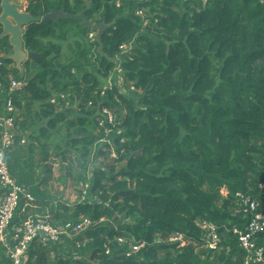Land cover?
I'll return each mask as SVG.
<instances>
[{"label":"trees","instance_id":"obj_1","mask_svg":"<svg viewBox=\"0 0 264 264\" xmlns=\"http://www.w3.org/2000/svg\"><path fill=\"white\" fill-rule=\"evenodd\" d=\"M90 2L85 15L107 25L101 46L82 20L34 22L22 40L36 58L20 72L0 38V115L10 97L18 124L6 162L35 198L15 223L35 214L59 225L91 221L58 245L33 243L24 264H246L233 229L251 215L244 198L259 202L253 213L264 205V0L24 5L43 16L78 14ZM9 75L22 83L12 92ZM55 158L57 180L82 185L83 199L45 198L44 162ZM203 222L217 226L218 248L205 246ZM175 232L183 246L167 239ZM255 243L264 246V233Z\"/></svg>","mask_w":264,"mask_h":264},{"label":"built area","instance_id":"obj_2","mask_svg":"<svg viewBox=\"0 0 264 264\" xmlns=\"http://www.w3.org/2000/svg\"><path fill=\"white\" fill-rule=\"evenodd\" d=\"M138 15H142L141 10L138 11ZM88 37L95 38V32L91 31ZM8 81L9 92L22 86V83L12 75L8 76ZM51 102H54L53 98ZM5 109L7 114L0 115V247L4 250V261L0 264H24L30 258V248L33 243L43 247L58 245L63 242V237L81 233L90 226L91 221L87 217H82L77 223L68 222L59 225L52 223L47 217L35 214L15 223L19 211L26 206H31L35 198L29 187L17 182L9 172L6 154L15 147L18 129L15 108L10 97L5 102ZM103 112L112 123L114 120L111 113L107 109ZM24 143L25 140L21 139V144ZM242 201L245 206L244 211L251 215L243 230L234 228L233 232L238 235L239 246L248 253L245 263L248 264L251 261L264 264V246L255 243V236L264 233V213L252 212L259 206L257 199L246 197ZM202 227L205 230V246L210 249L217 248L221 239L217 226L210 222H203ZM167 239L179 241L181 246L185 244L183 235L178 232L172 233ZM118 240L121 241V239ZM80 243L84 242H77V245ZM132 249L136 251L138 246H132Z\"/></svg>","mask_w":264,"mask_h":264},{"label":"water","instance_id":"obj_3","mask_svg":"<svg viewBox=\"0 0 264 264\" xmlns=\"http://www.w3.org/2000/svg\"><path fill=\"white\" fill-rule=\"evenodd\" d=\"M91 7L92 2L78 14H71L64 10H50L43 16H35L27 12L24 3L19 0H0V38L7 37L12 48L11 54H9L7 58L12 60L15 68L22 72L23 63L27 59L36 58V55L25 51L23 47L22 36L27 27L34 22L46 23L50 20H56L58 17L82 20L84 27L95 32V40L101 46L102 34L106 30L107 25L104 21L93 23L85 15V12L91 9Z\"/></svg>","mask_w":264,"mask_h":264},{"label":"rangeland","instance_id":"obj_4","mask_svg":"<svg viewBox=\"0 0 264 264\" xmlns=\"http://www.w3.org/2000/svg\"><path fill=\"white\" fill-rule=\"evenodd\" d=\"M36 103H34V106L32 108H35ZM34 110V109H33ZM68 143V142H67ZM39 149L34 150V154H38ZM51 156L50 158H52ZM60 158H55L54 161H51V159L47 160L46 164L49 165L50 167V177L49 180L47 181V186H41L39 185V189L43 190L45 194H47L48 198L50 199L53 204H56L59 201L67 202L69 204H73L74 202L78 201L79 199H83V197H80L78 194V190L82 185L75 186L74 183L68 181L67 185H62L57 178L60 175L59 169H60V163H59ZM101 158L97 157L96 162L97 164L100 162ZM68 164V163H66ZM66 186V187H64ZM260 188L264 190V181L260 184ZM226 188L222 187L220 189V193L222 195L226 194ZM264 204V201H263Z\"/></svg>","mask_w":264,"mask_h":264},{"label":"crops","instance_id":"obj_5","mask_svg":"<svg viewBox=\"0 0 264 264\" xmlns=\"http://www.w3.org/2000/svg\"><path fill=\"white\" fill-rule=\"evenodd\" d=\"M20 2H23L24 4L27 2V0H20ZM22 67H24V64L22 65ZM23 69H25V68H23ZM36 107V106H35ZM34 108H32L31 107V110H33ZM16 112H17V110H16Z\"/></svg>","mask_w":264,"mask_h":264},{"label":"clouds","instance_id":"obj_6","mask_svg":"<svg viewBox=\"0 0 264 264\" xmlns=\"http://www.w3.org/2000/svg\"><path fill=\"white\" fill-rule=\"evenodd\" d=\"M259 211V210H258ZM259 212H262V213H264V205L262 206V210L261 211H259ZM219 231V230H218ZM221 235V234H220ZM221 240V239H220ZM220 243V242H219ZM219 245V244H218ZM218 248V247H217ZM210 249V248H209ZM216 249V248H215Z\"/></svg>","mask_w":264,"mask_h":264},{"label":"flooded vegetation","instance_id":"obj_7","mask_svg":"<svg viewBox=\"0 0 264 264\" xmlns=\"http://www.w3.org/2000/svg\"><path fill=\"white\" fill-rule=\"evenodd\" d=\"M20 1V0H19Z\"/></svg>","mask_w":264,"mask_h":264}]
</instances>
